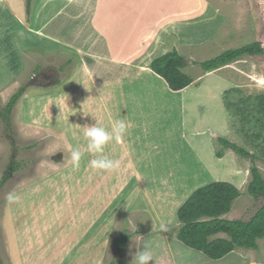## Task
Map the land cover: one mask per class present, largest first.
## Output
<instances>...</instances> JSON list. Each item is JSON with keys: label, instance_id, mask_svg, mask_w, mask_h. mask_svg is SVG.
<instances>
[{"label": "crops", "instance_id": "obj_1", "mask_svg": "<svg viewBox=\"0 0 264 264\" xmlns=\"http://www.w3.org/2000/svg\"><path fill=\"white\" fill-rule=\"evenodd\" d=\"M54 1L56 6L47 0L29 22L26 0H0V98L14 93L27 75L37 76L35 67L49 77L34 51H41L43 58L57 54L65 61L56 69L69 74L55 92H38L37 87L26 90L16 106L24 122L38 126L34 131L57 127L59 143L69 147H86L84 126L99 122L110 130L115 120L130 123L122 141L110 142L103 153L121 160L118 171L92 169L89 159L99 154L86 151L80 167L73 170L75 176L84 175L91 184L93 180L103 183L107 194L124 198L121 207L117 202L102 209L105 214L99 221L95 216V225L85 236H96L103 225H117L115 219L120 215L128 214L131 220L145 216L147 224L140 225L143 230L138 234L131 233L128 246L135 243L142 248L146 242L154 258L151 264H264L262 247L259 255L255 250H235L212 260L170 233L181 226L179 209L197 190L212 183L227 182L241 192L223 217L237 219L235 207L243 195L239 186L249 172L238 164L233 150L217 151V141L233 135L231 123L220 124L227 109V93L235 96L243 89L237 83L244 72L227 66L210 73L202 71L190 76L194 82L189 87L173 92L151 65L174 49L188 59L189 51L192 54L213 44L227 25L228 15L203 0H93L90 10L82 14L75 8L63 12V0ZM237 73L241 75L236 82L230 76ZM226 81L233 83L231 87L217 92L216 84L219 89ZM55 101L62 117L43 123L41 111L52 116L50 106ZM161 222L169 225L167 232L159 231ZM219 236L229 238L226 234L213 237ZM243 252L249 253V259Z\"/></svg>", "mask_w": 264, "mask_h": 264}, {"label": "rangeland", "instance_id": "obj_2", "mask_svg": "<svg viewBox=\"0 0 264 264\" xmlns=\"http://www.w3.org/2000/svg\"><path fill=\"white\" fill-rule=\"evenodd\" d=\"M46 1L33 0L31 20L43 10ZM51 1L57 5L56 1ZM78 1L79 3L74 0H63V12H74L72 10L75 8L77 14H82L90 10L89 6L94 2ZM203 1L219 6L228 15L229 21L216 36L213 44L199 47L192 54L191 51L188 52L189 57L186 59L190 64L187 67L192 68L188 71L182 69L187 76L202 74L203 70L199 63L212 60L225 51L259 43L264 47V0ZM34 56L40 60L45 75L49 77L40 74V68H33L37 76L33 73L27 75L14 93L0 98L1 112L22 87H37L38 81H43L44 78L47 82L42 87H37L40 88L38 92H55L63 85L69 71L68 74L60 72L55 66L64 62L65 58L57 54L55 58L50 56L43 58L41 51H34ZM227 68L231 71L239 68L244 72L242 81L237 83L243 86L241 90L243 94L239 90L235 92V96L232 95L234 92L227 93V109L223 111L224 122L220 125L229 126L231 123L233 135L225 139L246 149L255 158L246 159L235 153L238 164H241L244 170L248 169L249 173L239 186L243 195L235 207L234 217L249 220L264 205L263 197L256 200L248 192L252 180V167L256 166L264 179V55L256 57L246 55L227 65ZM240 75L237 73L236 76L232 74L229 76L236 78L237 82ZM211 82L213 83V80ZM58 83H61V86L57 85ZM232 84L230 81L221 82L219 89L216 84V91H224V87L229 88ZM24 95L25 93L22 97ZM217 101L220 102L219 99ZM209 102L213 103L214 100ZM53 104L50 106L52 116H47L46 112L41 111L43 123H46L48 118L58 120L62 117L58 103L55 101ZM207 112H212L211 108ZM24 121L21 113L17 114L16 107L8 121L0 116V182H3L0 189L1 264H131V253L136 251V244L127 245L125 252L121 254L114 241L122 233L138 234L140 230L142 231L140 225L147 224L145 216L131 220L128 214L120 215L115 219L117 225L114 224L111 228L103 225L97 229L96 236L87 238L85 234H89L93 229L95 216L99 221L105 214L102 209L114 206L117 202L121 207L124 198L120 195L107 194L103 183H95L93 180L92 185L91 180L84 175L75 176L70 162H66L70 161L72 146L59 143L57 127H44L34 131L33 129L38 126ZM224 134H228V129ZM217 143L219 144L217 151L226 150L219 139ZM6 174L8 177H5ZM231 181L239 183V180L234 178ZM10 193L18 195L19 200L9 201ZM89 210H92L90 215L86 213ZM109 219V217L105 219L106 223ZM130 221L135 223V231L129 228ZM148 221L151 224V218ZM180 228L181 226L172 228L170 233L177 236ZM220 238L222 237L210 239ZM261 242L260 248L264 250V240ZM262 250L254 252L259 255ZM241 254L247 259L250 257L249 253ZM257 258L259 262V257Z\"/></svg>", "mask_w": 264, "mask_h": 264}, {"label": "trees", "instance_id": "obj_3", "mask_svg": "<svg viewBox=\"0 0 264 264\" xmlns=\"http://www.w3.org/2000/svg\"><path fill=\"white\" fill-rule=\"evenodd\" d=\"M28 21L31 20L33 0H26ZM256 57L264 55L262 44H253L239 49L225 51L218 57L199 63L205 73L227 66L244 56ZM190 61L183 57L177 49L155 59L151 65L152 71L163 78L169 89L181 92L189 87L194 80L182 72ZM47 80L38 81L37 87H42ZM34 85V84H33ZM57 85H61L58 83ZM35 86V85H34ZM32 86H28L30 88ZM28 88L22 87L10 100L0 116L8 121L14 108ZM225 149H231L242 158L254 160V155L239 145L225 139H219ZM252 180L248 192L256 200L264 198V179L260 170L254 166L251 169ZM8 177V174L5 175ZM3 182H0V189ZM241 196L239 190L227 182H217L197 190L179 209L178 218L181 228L177 238L187 247L203 252L212 260H219L231 252L244 250H259L260 241L264 240V205L249 220H228L223 218ZM226 234L227 239L211 240L210 237ZM133 235L122 233L114 244L122 254ZM1 264V261H0Z\"/></svg>", "mask_w": 264, "mask_h": 264}, {"label": "clouds", "instance_id": "obj_4", "mask_svg": "<svg viewBox=\"0 0 264 264\" xmlns=\"http://www.w3.org/2000/svg\"><path fill=\"white\" fill-rule=\"evenodd\" d=\"M61 109V107H60ZM62 111V109H61ZM130 127V123L124 120H115L110 130L100 126L99 122L92 126L83 127V136L87 140L86 147H72L70 149V162L73 169H78L82 158L85 155V151L89 154H99L94 155L93 158L89 159V165L92 169L101 170L103 172H115L121 168V160L114 159L107 155H104L105 147L112 141L120 143ZM9 201L19 200V196L10 193L8 196ZM129 227L132 231L136 230V225L131 222ZM155 230V229H154ZM169 230V225L165 222L159 224V231L167 232ZM132 260L131 264H151L154 261L153 255L151 254L150 248L146 242H144L143 247L139 245L136 246V251L131 253Z\"/></svg>", "mask_w": 264, "mask_h": 264}]
</instances>
